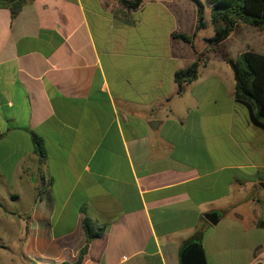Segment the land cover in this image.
<instances>
[{
  "label": "crops",
  "instance_id": "0c3cea01",
  "mask_svg": "<svg viewBox=\"0 0 264 264\" xmlns=\"http://www.w3.org/2000/svg\"><path fill=\"white\" fill-rule=\"evenodd\" d=\"M194 21L190 0H28L13 18L0 7V231L31 264L76 259L82 208L105 230L79 264H179L198 231L215 264L221 222L243 237L245 264H264V131L233 101L225 55L170 36ZM245 32L236 56L264 54V28ZM201 52L175 94L173 72Z\"/></svg>",
  "mask_w": 264,
  "mask_h": 264
},
{
  "label": "trees",
  "instance_id": "16d2710c",
  "mask_svg": "<svg viewBox=\"0 0 264 264\" xmlns=\"http://www.w3.org/2000/svg\"><path fill=\"white\" fill-rule=\"evenodd\" d=\"M28 0H0V7L6 8L10 18H13L21 6ZM209 4V20L212 25V35L207 42L217 45L224 40L233 30L235 24L245 23L259 30L264 28V0H205ZM123 7L135 9L141 0H119ZM195 9V25L191 34L172 32L170 36L185 43L191 44L195 30L204 26L203 6L198 0H190ZM197 53L195 58L187 65L176 69L172 74V82L175 85V94H180L184 87L194 81L198 74V68L203 62L202 55ZM233 77V89L231 97L234 102L246 108L248 120L253 125L264 131V54L252 50L240 52L235 61L230 63ZM34 150L39 160L43 157L41 139L33 132L28 131ZM81 219V227L84 232L85 242L78 250L73 262L60 264H79L88 246V243L100 237L105 227L97 224L85 214ZM200 232H197V240L200 245ZM53 264V263H49Z\"/></svg>",
  "mask_w": 264,
  "mask_h": 264
},
{
  "label": "rangeland",
  "instance_id": "374dc122",
  "mask_svg": "<svg viewBox=\"0 0 264 264\" xmlns=\"http://www.w3.org/2000/svg\"><path fill=\"white\" fill-rule=\"evenodd\" d=\"M203 5V20H204V26L202 28H199L198 30H195V51H202L206 49L207 47L213 48L212 55H218L217 57L221 56L223 57L225 55V58L229 63L231 61H235L236 56V48H239L240 44V33H244V31L249 32H255L257 29L246 24H239V28H235L233 30V34L229 40H226L224 43L220 42L217 45H211L207 42L208 37H210L213 33L212 31V25L209 20V16L207 14V3L205 0H198ZM205 12V13H204ZM205 15V16H204ZM195 22V21H194ZM192 26V20L190 17L187 19V26ZM242 29V30H241ZM194 31V28L192 32ZM245 32V35H246ZM189 34V33H188ZM191 34V33H190ZM261 39L264 40V32L260 34ZM251 35L250 37H252ZM247 38H249V34H247ZM159 40V37L156 38ZM182 47H186L188 49V53L186 57L192 56L193 52L189 50L187 46H184L181 44ZM155 44L153 43V40L150 39V50L153 49ZM156 54H161L163 52V49L160 48L158 45L156 49L152 52ZM257 52V51H256ZM259 52V51H258ZM207 55H205L206 57ZM227 56V57H226ZM204 57V58H205ZM229 59V60H228ZM219 105L218 107L220 110L225 109L224 104V97L222 93H219ZM211 104V103H210ZM214 106V104H213ZM224 112V111H223ZM223 117V116H222ZM224 122L226 121L225 117ZM195 114L191 113L188 116V119L186 122H194ZM218 216V214H217ZM223 223L221 222L218 224V226H214L212 231H215L216 235H221L219 240V249L220 252L216 254V261L215 264H245L247 260V255L243 254L244 246H243V237L241 234L237 231H231L226 230L223 227ZM228 228V227H225ZM241 230V229H240ZM205 235V234H204ZM3 233L0 231V264H31L28 260H26L23 257V254H21V239L20 237H16L14 241L10 244L9 241L6 242L7 238H3ZM205 244V243H204ZM261 262H257L256 264H260Z\"/></svg>",
  "mask_w": 264,
  "mask_h": 264
},
{
  "label": "water",
  "instance_id": "95a60500",
  "mask_svg": "<svg viewBox=\"0 0 264 264\" xmlns=\"http://www.w3.org/2000/svg\"><path fill=\"white\" fill-rule=\"evenodd\" d=\"M203 217L210 223L217 222V213L207 212ZM179 264H207L202 248L197 239L191 240L183 245L179 252Z\"/></svg>",
  "mask_w": 264,
  "mask_h": 264
}]
</instances>
